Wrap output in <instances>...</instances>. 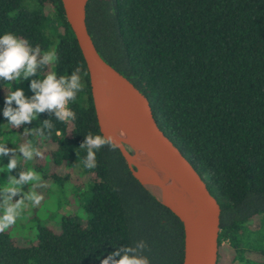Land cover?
I'll return each mask as SVG.
<instances>
[{
	"label": "trees",
	"instance_id": "16d2710c",
	"mask_svg": "<svg viewBox=\"0 0 264 264\" xmlns=\"http://www.w3.org/2000/svg\"><path fill=\"white\" fill-rule=\"evenodd\" d=\"M87 25L100 54L149 98L159 126L218 198V264H264V0H89ZM9 32L57 52L35 77L87 72L69 105L76 120L60 123L45 111L13 128L53 121L51 136L30 137L43 153L34 164L81 189L87 216L64 215L59 229L39 225L32 240L0 233V264H101L140 240L151 264H183L182 221L132 174L119 148L105 146L98 167L83 166L86 134H103L62 0H0V36ZM14 82L0 80V123ZM20 170L21 163L12 173Z\"/></svg>",
	"mask_w": 264,
	"mask_h": 264
},
{
	"label": "water",
	"instance_id": "95a60500",
	"mask_svg": "<svg viewBox=\"0 0 264 264\" xmlns=\"http://www.w3.org/2000/svg\"><path fill=\"white\" fill-rule=\"evenodd\" d=\"M89 0H62L89 71L100 130L121 137L132 174L182 221L183 264H218L221 204L207 181L159 126L149 98L98 51L87 25Z\"/></svg>",
	"mask_w": 264,
	"mask_h": 264
},
{
	"label": "clouds",
	"instance_id": "9594fccd",
	"mask_svg": "<svg viewBox=\"0 0 264 264\" xmlns=\"http://www.w3.org/2000/svg\"><path fill=\"white\" fill-rule=\"evenodd\" d=\"M58 61L55 50H42L37 44L32 46L27 39L18 37L14 33H6L0 36V80L17 82L28 77L40 75L42 71ZM87 72L81 66H77L71 75H60L55 71H49L43 79H33L31 90L35 93L30 98L25 96L22 88L10 91L5 97L3 116L7 119V125L19 129L29 125L38 119V114L54 113L57 121L68 123L77 119V113L69 106L70 102L77 99L83 91V76ZM41 76V75H40ZM23 77V78H22ZM13 102L16 107H13ZM55 124L51 119L44 120L39 128H25V133L40 137L51 136ZM123 130L119 133V140L114 135H101L88 132L85 141L79 149L86 150L83 166L86 169L98 167L97 152L107 146L110 150L121 147ZM8 143H0V158L7 157L6 171L12 173L19 167L21 159L32 161L35 158H43L41 150L31 141H26L18 147L9 148ZM28 186L29 191L24 188ZM47 187L41 175L34 169L20 170L18 177L9 175L8 181L0 185V233L13 226L22 210L29 204L38 206L43 200V195L36 191L38 188ZM20 196L14 202V198ZM147 248V242L137 241L134 246H119L110 252L101 264H151L149 257L143 255ZM99 259V257H98Z\"/></svg>",
	"mask_w": 264,
	"mask_h": 264
},
{
	"label": "rangeland",
	"instance_id": "374dc122",
	"mask_svg": "<svg viewBox=\"0 0 264 264\" xmlns=\"http://www.w3.org/2000/svg\"><path fill=\"white\" fill-rule=\"evenodd\" d=\"M50 47L54 49L55 43L51 44ZM33 79L39 78L35 76L28 77L26 80H21L19 83L14 82L13 85L22 88L25 96L30 98L35 94L30 87V82ZM7 123V119L2 114L0 123V143L6 142L13 147H18L20 144L30 141V137L32 136L31 132L25 133L24 130L16 131L10 125H7ZM19 163L23 165L24 170L34 169L37 171L43 178L47 187L36 189V191L43 195V200L38 206L29 204L22 210L16 223L7 230L12 236L20 240H32L37 236L39 225H47L59 229L64 215L73 214L80 218H85L87 216L83 207L84 203H81V189L77 188L73 183L60 185L50 178H47L45 174L48 172L49 167H36L34 160L26 161L21 159ZM9 175L14 174L6 171V165L1 162L0 158V185L8 181ZM24 191H29L28 186L24 188ZM19 199L20 196L18 195L14 198V202ZM0 214H2V212H0Z\"/></svg>",
	"mask_w": 264,
	"mask_h": 264
}]
</instances>
